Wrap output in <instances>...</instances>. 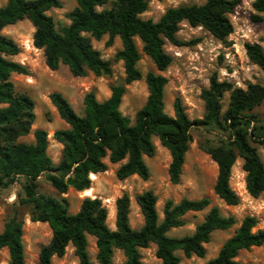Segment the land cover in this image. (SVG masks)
Instances as JSON below:
<instances>
[{
  "label": "trees",
  "instance_id": "16d2710c",
  "mask_svg": "<svg viewBox=\"0 0 264 264\" xmlns=\"http://www.w3.org/2000/svg\"><path fill=\"white\" fill-rule=\"evenodd\" d=\"M149 1L113 0L111 7L105 8L110 0H76V7L66 15L69 24L60 30L47 15L60 7V0H6L0 7V190L22 181L20 194L12 204L13 214L0 233V252L7 250L8 264H24L22 207L28 209L31 222L45 223L52 232L50 242L39 251L38 264H51L53 258L63 257L69 245L74 249L78 264H93L88 253V236L95 239L98 264H113L115 250L123 253V264H144L140 250L151 244L156 246L155 257L161 264H180L177 251L185 258L203 259L204 245L211 234L230 229L235 224L232 217L221 216L218 208L213 207L192 235L172 238L167 233L181 227L187 213L206 210L210 205L207 198L183 199L178 204L167 201L163 219L159 220L157 197L152 191H145L135 197L143 226L134 230L129 225L130 199L123 194L115 201V230H111L107 225V209L99 199L84 198L79 210L70 214L65 198L39 192L41 178L58 195L66 194L68 189L76 192L91 189L90 176L107 170L106 159L112 165L121 163L115 173L119 181L132 176L147 181L149 169L145 158L155 155L154 138L169 153L167 172L170 183L176 185L193 141V131L226 133L199 144L217 166L214 195L226 206L239 204V197L230 187L231 170L238 158L242 160L248 195L257 198L264 193V163L252 145L258 144L264 150V85L237 89L228 82H220L214 74L209 87L200 95L205 106L204 116L190 120L180 98L173 103V116L165 112L167 80L148 72L144 77L147 99L133 120L119 110L126 87L143 78L137 67L141 56L136 39L142 43V51L157 71L163 72L172 61L164 51L165 43L176 47L187 45L177 37L181 23L202 27L218 41L233 32L228 15L237 0H205L201 5L169 8L156 22L141 18L148 10ZM252 8L258 14L264 13V0H254ZM253 19L261 20L258 16ZM23 20L34 28L33 46L43 51L47 68L57 71L64 65L76 78L85 77L87 73L96 77L112 74L111 62L101 58L91 39L100 41L108 36L107 46L112 45L116 37L121 42L114 61L123 63L124 79L109 87L110 96L105 101L98 102L92 92L86 94L84 115L79 116L60 93L49 95L59 118L68 126L53 133V140L62 145L57 164L47 154L49 142L45 130L35 129L32 143L21 141L31 133L35 122L34 101L27 93L16 90L11 76H28L29 71L11 59L20 54V48L2 31ZM245 51L249 60L264 72V50L257 44H246ZM227 92L230 102L222 114L221 101ZM257 108L262 109L261 118L253 114ZM256 223L254 217H245L217 256L203 264H243L235 260L240 251L264 245V230L252 232Z\"/></svg>",
  "mask_w": 264,
  "mask_h": 264
},
{
  "label": "rangeland",
  "instance_id": "374dc122",
  "mask_svg": "<svg viewBox=\"0 0 264 264\" xmlns=\"http://www.w3.org/2000/svg\"><path fill=\"white\" fill-rule=\"evenodd\" d=\"M112 1L110 0L105 8H110ZM204 2L205 0H150L148 10L141 15V18L156 22L169 8L191 4L201 5ZM253 2L254 0H237L233 12L228 15L233 32L223 41L216 40L202 27L193 28L185 22L181 23L177 37L187 45L176 47L165 43L164 51L172 61L163 72L157 71L152 61L142 51V43L136 39V46L141 56L137 67L143 78L126 87V93L119 108L122 115L133 120L135 113L145 104L148 92L144 77L148 72L161 75L167 80L164 89L165 112L173 116V103L176 98H180L190 120L201 119L204 116L205 106L200 95L203 89L209 87L210 79L214 74L220 82H228L237 89L246 90L248 85L263 86L264 72L249 60L245 51L246 44H257L264 50V13H256L252 8ZM5 4L6 0H0V7ZM75 7L76 0H60V7L47 13L53 19L57 30L69 24L66 15ZM254 16L260 17L261 20H254ZM2 34L12 39L20 48V54L11 59L29 71L28 76L16 74L11 76L16 90L27 93L34 101L35 122L30 135L21 141L30 143L33 141L32 131L34 129L45 130L49 142L47 154L52 162L57 164L60 160L61 148L52 139V134L56 130L67 129L68 126L59 118L50 103L49 95L60 93L79 116L84 115L83 99L86 94L92 92L98 102L105 101L110 96L109 87L120 84L124 79L123 63L114 61L116 52L121 49V42L116 37L112 45L107 46L108 36H104L100 41L91 39L93 48L100 53L101 58L111 62L112 74L106 77H96L92 73H87L85 77L76 78L64 65H61L57 71H50L47 68L43 51L33 46L34 28L29 21L23 20L8 26ZM229 102L230 93L227 92L221 101L222 114L227 110ZM261 113V108L253 112L258 118H261ZM217 135L223 136L226 133L218 130L193 131V141L185 157L180 182L176 185L170 183L167 172L170 163L169 153L154 138L155 155L152 158H145L149 169L147 181L137 176L119 181L115 173L121 163L112 165L106 159L107 170L96 175V180L91 183V197H86L82 192H76L73 189H68L66 194L58 195L43 178L39 180V192L58 199L65 198L69 204L70 214H75L79 210L84 198L99 199L107 209V225L111 230H115V201L123 194H127L130 199L129 225L134 230L143 226V216L135 197L145 191L150 190L157 197L156 210L159 220L163 219V208L167 201L178 204L183 199L207 198L210 205L206 210L187 213L182 218L183 225L167 233V236L172 238L192 235L213 207L218 208L221 216L232 217L235 224L230 229L217 230L211 234L209 242L204 245L206 254L203 259L196 256L185 258L180 251L175 253L180 259V264H203L217 256L224 242L235 234L245 217L256 219L257 223L252 228L253 233L264 230V193L257 198L248 195L240 158L236 160L230 178V187L239 197V204L226 206L214 195L213 187L217 176V166L199 148V144L204 140L213 141ZM252 145L257 149L264 163V150L258 144ZM21 182L19 181L6 190H0V233L6 220L13 214L12 204L20 194ZM20 214L24 223L22 237L24 264H38L39 251L50 242L52 232L45 223L31 222L26 207L20 208ZM87 239L90 259L93 264H98L95 239L90 236ZM155 250L156 246L153 244L146 249H141L142 263L161 264L155 257ZM235 260L243 264H264V245L240 251ZM8 261V252L3 249L0 252V264H8ZM124 262L123 253L115 250L112 263L123 264ZM51 264H78L72 246L67 247L63 257L53 258Z\"/></svg>",
  "mask_w": 264,
  "mask_h": 264
},
{
  "label": "bare ground",
  "instance_id": "6f19581e",
  "mask_svg": "<svg viewBox=\"0 0 264 264\" xmlns=\"http://www.w3.org/2000/svg\"><path fill=\"white\" fill-rule=\"evenodd\" d=\"M90 177H91V179H92L93 181L96 180V175L91 174ZM82 193L85 194L86 197H91V196H92V189H88V190H86V191H83Z\"/></svg>",
  "mask_w": 264,
  "mask_h": 264
},
{
  "label": "crops",
  "instance_id": "0c3cea01",
  "mask_svg": "<svg viewBox=\"0 0 264 264\" xmlns=\"http://www.w3.org/2000/svg\"><path fill=\"white\" fill-rule=\"evenodd\" d=\"M55 109V108H54ZM56 110V109H55ZM57 112V111H56ZM66 124V123H65ZM67 125V124H66ZM35 130V129H34ZM33 130V131H34ZM33 131H32V133H33ZM30 135V134H29ZM32 137H33V134H32ZM23 138H25V137H23ZM23 138H21V140H23ZM52 139H53V134H52ZM33 140V139H32ZM33 141H31L30 143H32ZM56 142V141H55ZM57 143V142H56ZM58 144V143H57ZM59 146H60V148L62 149V145H60V144H58ZM59 162V161H58Z\"/></svg>",
  "mask_w": 264,
  "mask_h": 264
}]
</instances>
